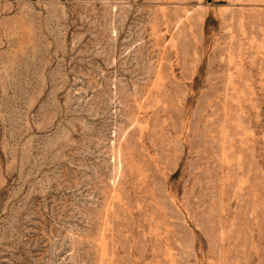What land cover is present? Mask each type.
<instances>
[{"label": "rangeland", "instance_id": "rangeland-1", "mask_svg": "<svg viewBox=\"0 0 264 264\" xmlns=\"http://www.w3.org/2000/svg\"><path fill=\"white\" fill-rule=\"evenodd\" d=\"M0 264H264V0H0Z\"/></svg>", "mask_w": 264, "mask_h": 264}]
</instances>
